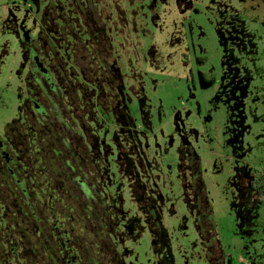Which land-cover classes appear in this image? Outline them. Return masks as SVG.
Segmentation results:
<instances>
[{
	"label": "rangeland",
	"instance_id": "rangeland-1",
	"mask_svg": "<svg viewBox=\"0 0 264 264\" xmlns=\"http://www.w3.org/2000/svg\"><path fill=\"white\" fill-rule=\"evenodd\" d=\"M81 4L92 36L72 0H0V141L32 94L33 53L53 59L67 82L55 80L61 98L51 116L63 127L65 109L90 165L97 152L102 166V194L90 179L81 191L71 179L103 227L113 219V239L102 234V242L114 241L126 264H264V196L251 187L264 171V0ZM55 28L65 29L67 49ZM47 36L61 41L56 57L46 53ZM85 125L101 137L94 147ZM64 131L76 138L69 125ZM17 177L28 182L22 169ZM191 181L204 189L201 206ZM57 247L82 264L65 237Z\"/></svg>",
	"mask_w": 264,
	"mask_h": 264
},
{
	"label": "flooded vegetation",
	"instance_id": "flooded-vegetation-1",
	"mask_svg": "<svg viewBox=\"0 0 264 264\" xmlns=\"http://www.w3.org/2000/svg\"><path fill=\"white\" fill-rule=\"evenodd\" d=\"M76 1L74 2L78 5V13L92 36L94 31L90 26L91 20L87 19V14L85 12L86 7L84 8V4H81L83 2H87L88 0H80L79 3ZM62 30L64 31L62 34L64 44L63 47L64 49H67L70 42L66 39L65 29L63 28ZM56 32L59 34V29ZM49 43L53 48L55 38L50 40ZM52 52L53 51H49L50 57ZM33 56L36 58L39 74L38 76H33L35 81L34 89L31 88L32 94H30L29 97L32 98L33 107L36 112L41 115V118L32 122L40 123V121H44L48 124V126H51V131L50 134L46 133V135H34L30 141L33 142V139L36 140L34 145L35 148H37L36 154L40 150L39 153L41 156L38 157V159H42V164L39 169L42 170V172H46V175L49 176V180H51V182H46V184L36 183L33 182V180L31 182L28 181L25 176L26 178L23 180H27L28 182H26L27 184L25 183L26 186L25 184L23 186V182L17 176L10 179L7 178L8 187L14 189L16 195L15 199L5 198L2 191H0V264H74L67 253V249L64 250L66 254L63 255L62 251L57 247L58 240L63 239L64 237L70 245L76 248L77 255L79 256L82 264H86L85 258H87V260L89 258L92 259L91 264H103V258H105L108 254L109 256L107 258L110 259V264H126L125 260H123L122 257H119L120 252L118 251L114 241H111V244L109 243L106 245L100 240V235L102 234L105 235L107 239H113L112 233L116 227L113 228L111 225L113 221L111 215L109 216L110 218H106L107 220H110L111 223L107 224V222H104L105 226L103 227V222L98 221L101 217L99 211L95 212V214L90 213L89 210L86 209L85 203L82 204L81 200L77 198L75 194L73 195L75 187L73 184L74 182L72 183L71 179L74 180V178L77 182L76 186L78 187V191L86 189L89 182H87V179H90L93 182L92 185H94L97 189V192H101L99 186H97L95 182L96 179L98 180L101 178V173L99 172L102 171V166L96 162V158L98 157L97 152L94 164L90 165L88 160V151L87 153H83L81 151L82 146L86 147V140L78 133L76 124L72 123V120L69 117L68 120L71 123H66L67 111L65 109L62 110L63 108H61V110L65 111V126L62 127L61 131L54 133L55 130L53 123L57 119H54V117L52 118L51 109L54 107V101L60 100L61 98V93L58 90V85H55V80L59 79L67 82L66 76L62 70L61 73L57 71L54 66L55 61H53V59L48 61L46 64L45 61H43V59L36 54V52L33 53ZM56 56L57 55H55V57ZM71 59L75 62V54ZM58 60H61L64 63L69 61L68 58L64 59L61 56L58 57ZM90 69L91 68H89V70ZM103 72L106 73V70ZM42 90L45 92L42 93ZM69 91L71 93L70 97L72 99L73 106L75 107L76 105H79L71 87ZM55 92H58L57 94L59 95H57V98H52L49 93ZM47 105L50 106V109L46 107ZM60 107H62V105ZM46 110L49 112L47 116L44 114ZM78 113H80L81 116V112L76 111L77 115ZM50 117L52 120L48 121ZM67 124L74 131L76 136L75 139L64 131L65 128L67 129ZM87 126L88 125H85V131L87 132L90 143H92L91 141L93 137H96L98 139V144V142L101 141V137L98 138L96 135L91 136V131L87 129ZM12 138L16 140L17 137L6 134L4 138H1L0 156L3 160H7V165L8 163L15 165L18 163L15 153L12 150ZM43 142L46 143L42 144ZM56 142L60 144V148L57 144L54 146ZM100 154L102 158L101 151ZM71 157L73 159H71ZM71 160L75 166L71 165ZM7 165L5 168H7ZM191 165L193 164L191 163ZM129 166V168H132L131 163ZM76 168L79 171L78 177H74L76 175V172L74 173ZM16 173H18V171H16ZM34 180L37 181V177H34ZM55 180L57 181V184H54ZM194 181L189 183L187 190L196 191L193 200L200 201L198 204L201 206L204 199H201L200 196L204 197L205 192L202 186V190L198 189L197 191L196 186L193 185ZM89 183L91 185V182ZM2 184L3 183H0V187ZM142 185L140 187L144 188ZM192 185L193 188L191 187ZM22 187L25 188L22 189ZM53 188H56V191L60 189L63 190L61 193L62 197L60 198L61 203L59 198L57 199V197H53L54 195H57L55 193L56 191L52 192ZM42 189H49L46 193V197L48 199L47 202H45L46 204L43 203L44 199L41 198L43 196L42 193H37ZM25 190L29 191V195L33 200L37 199L38 201H41L43 204L41 206L42 209L34 208L28 204V200L24 197V195L27 196L26 194H28ZM197 192L199 194H197ZM83 193L84 195L86 194L85 191H83ZM56 199L58 201H56ZM193 200L191 199V201ZM55 202L57 205H55ZM58 202L61 206L58 205ZM151 204L152 206L150 207V210L152 215H154L155 203ZM46 211L49 214L46 213ZM75 221L77 224H75ZM40 222L45 223L46 226H39ZM24 223L31 224L30 230L28 227L23 226ZM46 229H48V231ZM106 243L108 242L106 241Z\"/></svg>",
	"mask_w": 264,
	"mask_h": 264
},
{
	"label": "trees",
	"instance_id": "trees-1",
	"mask_svg": "<svg viewBox=\"0 0 264 264\" xmlns=\"http://www.w3.org/2000/svg\"><path fill=\"white\" fill-rule=\"evenodd\" d=\"M72 1L75 4V2H74L75 0H72ZM62 29L63 28L59 29L58 35H60V36H62V34L64 33V31ZM55 30L58 31V28H55ZM50 40H52V39L49 38V36L45 37L44 38L45 42L43 44V45H45L44 47L46 49V53L49 56H50V54H49L50 50L53 51L54 55L59 53L58 48L61 45V41L55 39V43L53 44V48H52V46L49 43ZM37 45H38V43H36V45L34 43L33 47L36 49ZM63 46H64V44H63ZM29 50L31 53V48ZM44 61L47 64L48 61H50V60H48V61L44 60ZM59 62H62V61L59 60ZM62 63H64V62H62ZM33 81H34V79H33V75H32V78L30 77V79L28 81V85H29L30 90H31V88L34 89L35 81L34 82ZM41 92L44 93L45 91L42 90ZM46 107H48L50 109L49 105H47ZM20 113L22 115V118L13 120L12 124L14 125V128H15V129H13L14 130L13 134L10 132V129L12 128L11 124H8L7 128H6L8 135H12V136L17 137L16 140L13 138L11 139V145L13 146L12 150L15 153V157H16V160H18V163H17V165L9 164V163L7 165V163H6L7 160L5 158H4L5 160H3L2 157L0 156V183L4 184V186L2 184V186L0 187V191H2L5 198H11V199H15L16 192L14 189L8 187L7 178L10 179L12 177L14 178L15 176H17L18 173H16V171H18V169L23 170V175H25L27 177L28 181L32 182V180H33V182L44 183V184H46V182H48V183L51 182V180H49V176L46 175V172H42V170L39 169L41 167V164H42L41 163L42 159L41 158L38 159V157L41 156V154L39 153L40 150L38 151L39 154L38 153L36 154L37 148H35V146H34L36 140L33 139V142L30 141L34 135L38 134L40 136V135H46V133L50 134V131H51L50 127L51 126H48V124H46L44 121H40V123L32 122L34 120H38L39 118H41V115L38 112H36L35 108L33 107L31 97H28L25 100V102L23 103V105L20 106ZM53 126H54V130H55L54 133H57V132L61 131V129H62V126L59 124L58 121H55L53 123ZM45 143L46 142H43L42 144H45ZM56 144L60 148V144L56 142L54 144V146H56ZM43 151H45V150H43ZM27 153H29V155H27ZM5 163L7 165V168H5L6 167ZM106 170H107V173H105V174H109V169L106 168ZM34 177H37V181L34 180ZM55 178H56V175H55ZM54 184H57L56 180H55ZM251 187L257 192V194H259L260 196H264V171L259 172L258 177L252 181ZM56 190H57L56 188H53L52 192H55ZM47 191H49V189H47V190L42 189L41 191L37 192V193H39V192L42 193L43 196L41 195L42 197L41 196L40 197L44 199L43 203L47 202V200H48L46 197ZM62 191L63 190H61V189L56 191L55 193L57 195H54L53 197H57V199L59 198V201H60V198L62 197V194H61ZM57 199H56V201H58ZM60 203H61V201H60ZM60 203L58 202L59 206H61ZM55 205H57L56 202H55ZM23 226L28 227L29 230L31 228V224H29V223H24ZM108 256H109V254L105 257L106 259L103 258V264H110V259L107 258ZM104 259H105V261H104Z\"/></svg>",
	"mask_w": 264,
	"mask_h": 264
},
{
	"label": "water",
	"instance_id": "water-1",
	"mask_svg": "<svg viewBox=\"0 0 264 264\" xmlns=\"http://www.w3.org/2000/svg\"><path fill=\"white\" fill-rule=\"evenodd\" d=\"M0 144H1V141H0Z\"/></svg>",
	"mask_w": 264,
	"mask_h": 264
}]
</instances>
